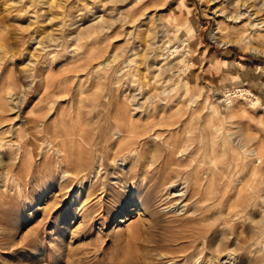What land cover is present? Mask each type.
<instances>
[{"label":"rangeland","instance_id":"1","mask_svg":"<svg viewBox=\"0 0 264 264\" xmlns=\"http://www.w3.org/2000/svg\"><path fill=\"white\" fill-rule=\"evenodd\" d=\"M250 48L264 0H0V264H264Z\"/></svg>","mask_w":264,"mask_h":264},{"label":"bare ground","instance_id":"2","mask_svg":"<svg viewBox=\"0 0 264 264\" xmlns=\"http://www.w3.org/2000/svg\"><path fill=\"white\" fill-rule=\"evenodd\" d=\"M220 11H218V12H214L213 14L215 15V16H217V14L219 13ZM221 13V15L220 16H222V14H224L222 11L220 12ZM218 26H219V24H217ZM255 27V26H254ZM217 34H221V32L220 31H218V33ZM250 49H252V51H254V52H256V53H259V54H262V55H264V52L262 51V50H259V49H256V48H250ZM4 73H5V71H4ZM4 73H2L1 74V76H0V81H1V84H4L5 82H6V79H5V74ZM245 92H247V91H244V90H240V91H238V93H239V97H241L242 99H244L245 101H249V102H251L252 103V105H254V106H257L258 105V98L257 97H255L254 95H252L251 93H250V95L252 96L251 98H253V99H249V98H247V97H245ZM6 99V92H5V90L4 89H0V102L1 101H4ZM7 102V101H6ZM229 105H230V108L231 109H233V110H235L236 109V106L232 103V102H229ZM0 110H2V111H0V113H2V112H4L3 111V106H1V104H0ZM122 120H123V124H122V129L124 128L125 129V131H121V132H123V133H125V134H127V135H133V136H137V135H146L147 133L146 132H143V131H141V129L140 128H138L137 126H135L134 124H132V123H127V119H126V116L124 115L123 117H122ZM32 122V121H31ZM31 122H28L29 124L31 123ZM35 123V125L37 126V123L36 122H32L31 124H34ZM125 125V126H124ZM138 125V124H137ZM124 126V127H123ZM23 128V127H22ZM21 128V129H22ZM34 129V131H37V135H33V138L35 139V141H37V142H40V141H44L43 139H40V137H46L48 140H51V141H56L57 139L58 140H60L61 138H63L62 136H60L59 135V133L57 132V130H58V127L56 126V125H52V126H48V125H43L41 128H39V127H35V128H33ZM20 130V129H19ZM20 132V131H19ZM122 134V133H121ZM41 135V136H40ZM79 136V134H76V136ZM126 135V136H127ZM29 136H31V134L29 135ZM69 136V135H68ZM71 137H73V135L71 136ZM80 137V136H79ZM88 137V136H87ZM131 137V136H130ZM65 138H66V136H65ZM69 138V137H68ZM78 138V137H77ZM81 138V137H80ZM93 138V137H92ZM19 139V138H18ZM23 139V138H22ZM83 139V138H82ZM155 139V138H154ZM57 140V141H58ZM86 140V139H85ZM177 140V139H176ZM70 142H74L75 141V139H70L69 140ZM124 141V140H123ZM62 143L61 144H66L67 143V141L66 140H62L61 141ZM87 142V141H86ZM18 143V142H17ZM21 143V142H20ZM134 143H135V140L134 139H131V138H129L127 141H124V145L126 144V145H134ZM25 146H24V144H22L24 147H22V148H20V153L18 154L19 156H20V162L23 164L25 161H26V159H27V157L30 155V152L28 151V148H30V144H27V142H25ZM20 145V144H19ZM55 145V144H54ZM31 146H32V144H31ZM20 147V146H19ZM33 147H35V146H33ZM32 147V148H33ZM232 149V148H231ZM130 150H131V148H130ZM86 151V150H85ZM12 153V151H10V154ZM237 154H234V159H236L235 161H237ZM44 160H45V157H44ZM65 161H66V159H65ZM44 163V162H43ZM46 163V162H45ZM169 164V162L168 161H166V162H164L163 163V166L161 167V168H157V169H155V173L157 172L158 173V171H160V170H162L163 171V173H165V171H166V167H167V165ZM81 167H82V165H80ZM84 167H87V166H85L84 165ZM80 171H79V173L78 174H83V176L84 177H86V176H88V170H87V168L85 169V168H81V169H79ZM78 172V171H77ZM167 172V171H166ZM78 176V175H77ZM79 180V179H78ZM213 185V184H212ZM87 197H88V194H87ZM90 197V196H89ZM136 205V204H135ZM138 206H140V205H138ZM87 207V206H86Z\"/></svg>","mask_w":264,"mask_h":264}]
</instances>
